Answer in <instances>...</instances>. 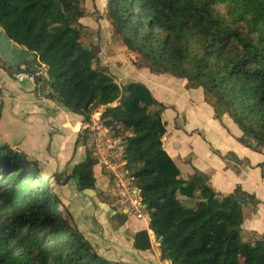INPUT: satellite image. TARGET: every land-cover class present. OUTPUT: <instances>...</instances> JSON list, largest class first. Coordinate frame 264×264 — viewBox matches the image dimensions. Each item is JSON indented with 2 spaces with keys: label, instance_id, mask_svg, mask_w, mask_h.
<instances>
[{
  "label": "trees",
  "instance_id": "16d2710c",
  "mask_svg": "<svg viewBox=\"0 0 264 264\" xmlns=\"http://www.w3.org/2000/svg\"><path fill=\"white\" fill-rule=\"evenodd\" d=\"M86 0H0V27L8 39L48 68L35 79L50 98L121 138L127 169L149 215L134 248L152 249L151 231L171 264H264L241 234L242 209L255 195L238 186L222 196L199 171L181 170L163 148L166 134L158 102L142 83L120 86L101 65L100 48L87 46L75 20ZM113 37L138 68L187 80L202 88L217 118L228 115L239 142L264 149V0H105ZM116 104V105H115ZM98 161L87 151L68 179L96 190ZM38 163L0 145V264H119L101 257L52 191ZM184 197L185 200L180 199Z\"/></svg>",
  "mask_w": 264,
  "mask_h": 264
},
{
  "label": "crops",
  "instance_id": "0c3cea01",
  "mask_svg": "<svg viewBox=\"0 0 264 264\" xmlns=\"http://www.w3.org/2000/svg\"><path fill=\"white\" fill-rule=\"evenodd\" d=\"M125 56V62H118L114 68L109 65V71L119 85L131 81L144 84L158 102L168 107L163 113L167 131L162 139L163 148L180 168L181 177L187 179L196 170L207 175L209 184L222 195L219 202L238 186L255 195L260 202L257 208L242 209L241 234L244 239L254 237L255 241H264V149L256 152L240 143L242 132L238 126L228 115L216 117L202 88H189L187 80L169 74H153L148 68L145 69L150 73L134 71L128 61L135 65L126 53ZM37 62L34 54L8 39L0 27V92L4 96L0 107V145H8L24 153L29 160L38 162L41 175L51 179L52 187L56 188L55 181L58 180L54 175L70 162L67 167L72 171L85 159V155L83 160L79 158L82 151L76 146L74 136L75 128L82 123L78 118L82 117L50 98L47 89L32 78L38 70H43ZM97 169L94 171L98 178ZM183 169L187 177L183 175ZM71 181L76 184L74 179ZM55 193L69 206L73 216L74 208L80 206L68 200L71 193L60 195L57 189ZM85 207L92 210L94 216L93 226L85 225V236L101 257L112 262H120L113 256L126 247L116 235L110 236V231L126 234L130 224L135 233L149 228L146 219L133 218L125 224L120 215L113 221L98 209L103 214L99 215L91 202L85 203ZM122 228L125 231H121ZM103 231L106 237L102 236ZM149 234L154 236L151 231ZM129 238L133 247V237ZM132 254V264H171L162 259L159 245Z\"/></svg>",
  "mask_w": 264,
  "mask_h": 264
},
{
  "label": "rangeland",
  "instance_id": "374dc122",
  "mask_svg": "<svg viewBox=\"0 0 264 264\" xmlns=\"http://www.w3.org/2000/svg\"><path fill=\"white\" fill-rule=\"evenodd\" d=\"M106 14H107V9H106L105 0H86V2L84 3V16L79 18L78 20H75V23L78 22L83 25L82 27L77 26L82 32L83 43L87 46H95V47L98 46L100 48L99 57L101 59V65L109 69L110 68L109 65H111V67L114 68L115 64H118V62H125L126 56H125V47L123 43L120 40L115 39V37H113V29H112L110 21L106 17ZM128 64L129 66L132 67L134 71H137V72L146 71L147 73H150L145 68L139 69L133 66L129 61H128ZM131 82L133 83L135 81H131ZM120 86H123V85H120ZM96 114H98V116H96ZM101 115H102V110L98 113H95L92 116L91 121L92 122L97 121V119H100ZM95 116L98 118H95ZM78 120L82 123H80L75 128L74 136L77 140L76 146H78L80 150L82 151L79 158L80 160H83L84 155L86 158L87 151H90V152H93V151L91 149V140L89 139V137L85 136V133L83 134V136L81 135L84 119L82 117V119L78 118ZM112 134L113 133H110L109 131L108 136L112 139H118L119 141H122L121 138H114ZM30 161H34V160H30ZM69 164H71V162ZM69 164L66 165L64 170H61L54 175L56 176V179L58 180V181H55L58 187L56 188L52 187V191L55 193V189H57L60 195H64V193L66 192L71 193L68 197L66 194V197L68 198V200L73 201V204H78L80 208H74V213L72 216L69 206H66L67 213L84 236H85V225L93 226V217H94L93 211L86 209L85 207V203L87 202H91L92 204H94L98 213H100L99 215L102 214V211L98 210V209H101V207L99 208V203L107 204L112 209L118 212V214L121 216L123 223L125 224L128 221L132 222L133 218H137L140 221L144 219L148 221L150 220L149 215L145 212L144 207H142V205L140 204V199L138 197H132V199L127 200L125 197L121 196V191L116 187L115 177L112 176L106 169L102 168L99 165V163L95 166V168L96 167L98 168L97 169L98 178L95 176L96 177L95 192L97 193L96 196L85 195L78 189L77 184L71 181L73 179H68L70 173L72 172L71 168L67 167L69 166ZM37 169L41 175V169H40L39 163H38ZM125 170L126 171L128 170L127 167H125ZM122 171L124 173L123 169ZM127 172L128 174L126 176V180L130 181V188L134 191L135 185L133 183V179L130 176L129 171ZM182 173L185 177H187V172L184 169L182 170ZM94 175H95V171H94ZM73 198H76V199H73ZM180 199L185 200L184 197H180ZM62 202L64 203V201ZM64 205L66 204L64 203ZM105 216L106 218H109L107 215ZM94 221L96 223V219ZM110 232H111L110 236L116 235L118 238L121 239V242L126 247L125 248L126 250H123V252H120V254L113 256L114 259H117L120 261V262H115V263L132 264L134 260L132 252H135V251L138 252V250H136L134 246L132 247L130 243L129 237L134 238V235L136 234L135 229L132 227V224H130V227L127 230L126 234L118 235L117 231L116 232L110 231ZM105 234L106 233L103 231L102 236H104ZM86 238L88 240V237ZM150 238L152 241V247L159 245V243L156 241L154 236L152 237L150 236ZM253 238L251 237V240L244 239V238L243 239H244V242L250 243L252 245V248H255L257 244ZM120 259H123L124 262H121Z\"/></svg>",
  "mask_w": 264,
  "mask_h": 264
},
{
  "label": "built area",
  "instance_id": "2783aa9c",
  "mask_svg": "<svg viewBox=\"0 0 264 264\" xmlns=\"http://www.w3.org/2000/svg\"><path fill=\"white\" fill-rule=\"evenodd\" d=\"M45 75L44 70H38L37 73L32 75V78L44 77ZM3 99V93L0 92V107ZM81 132L82 136L85 133V136H88L91 140V149L99 165L115 177L116 187L121 191V196L127 200L138 197L142 205L138 190L134 187L133 191L130 188V181L126 180L128 170L126 171L125 167H127L128 162L125 158V147L122 142L108 136L109 131L101 124L100 119L93 122L91 120L84 122Z\"/></svg>",
  "mask_w": 264,
  "mask_h": 264
},
{
  "label": "water",
  "instance_id": "95a60500",
  "mask_svg": "<svg viewBox=\"0 0 264 264\" xmlns=\"http://www.w3.org/2000/svg\"><path fill=\"white\" fill-rule=\"evenodd\" d=\"M37 65H38L39 68H42V69L45 71L46 74L48 73V68L43 67L42 64H40V63H38V62H37ZM83 193H84L85 195H87V196H91V195H94V196H95V195H97V193H96L94 190H91V189L84 190ZM99 206L101 207V209H102L107 215H109V216L112 218L113 221H114L115 219L118 218V215H119L118 212H117L116 210L112 209V208H111L110 206H108L107 204H105V203H100ZM121 231H125V229L122 228ZM131 241H132L133 244L135 243V239H134V238H132Z\"/></svg>",
  "mask_w": 264,
  "mask_h": 264
}]
</instances>
